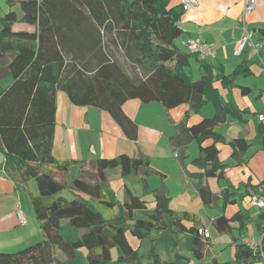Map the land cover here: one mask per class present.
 I'll return each mask as SVG.
<instances>
[{
    "label": "trees",
    "instance_id": "trees-1",
    "mask_svg": "<svg viewBox=\"0 0 264 264\" xmlns=\"http://www.w3.org/2000/svg\"><path fill=\"white\" fill-rule=\"evenodd\" d=\"M8 11L0 17V79L12 77L8 87L0 86V150L6 157L9 171L24 182L34 179L37 193L29 190L30 202L41 224L44 239L20 250L0 252V264H59L55 249L68 259L86 248L88 264H143L138 247L127 236L130 230L139 243L153 231H176L191 236L190 252L204 261L206 240L199 233L203 228L200 217L184 211L181 217L170 208V197L163 188L154 190L156 208L146 217L136 213L146 209V201L127 191L122 203L123 213L114 210L117 202L107 195L105 183L108 168H120L122 175L141 173L145 186L148 176L166 175L153 168L149 157L120 154L94 161V172L82 171L72 184L58 174H66L81 160H58L53 154L56 126L57 92L64 91L78 106H93L109 112L131 139L137 138V123L129 117L123 105L130 99L144 103L160 102L166 109L187 103L194 112L212 103L215 114L204 117L190 127L181 125L173 140L183 146L195 140L203 162L205 176H224L225 164L219 160L218 143L227 117L244 120L245 109L230 101H222L216 80L228 85L230 75L215 74L208 60L200 59L204 74L198 80L186 72L191 54L179 50L176 39L183 34L179 21L182 2L172 0H6ZM19 6V17L15 7ZM20 25L19 27H15ZM264 39V26L257 29ZM121 52L126 62L141 76H132L117 56ZM264 52V51H263ZM262 53V51H261ZM234 73L247 75L248 64L241 63ZM249 88L242 87L243 92ZM264 147V123L259 125ZM208 140L210 143L206 144ZM233 157L238 164L253 146L244 137L230 141ZM84 169V167H83ZM220 170V171H219ZM219 171V172H218ZM86 173L94 182L87 179ZM264 184V180L261 182ZM66 189L75 193L71 199L61 195ZM223 192L231 197L236 191ZM86 194L105 208L110 216L79 193ZM201 196L212 194L208 186H200ZM227 197V198H228ZM228 200V199H227ZM225 200V202L227 201ZM170 218V222L165 219ZM243 215L232 218L220 215L212 221L220 232L230 233L231 222L239 221L246 228ZM63 219L74 228L83 230L77 240L65 238L61 232ZM185 222H189L187 225ZM119 247L117 263L112 262V249ZM154 264H177L162 261L152 252ZM243 242L237 243L236 264L261 261ZM179 264V263H178ZM210 264H233L214 258Z\"/></svg>",
    "mask_w": 264,
    "mask_h": 264
},
{
    "label": "crops",
    "instance_id": "crops-1",
    "mask_svg": "<svg viewBox=\"0 0 264 264\" xmlns=\"http://www.w3.org/2000/svg\"><path fill=\"white\" fill-rule=\"evenodd\" d=\"M172 1L174 4L182 2V0ZM255 1V10L247 16V27L253 31V42L245 44L238 55L234 51L244 36L240 17L245 0H199L197 5L183 11L179 21L183 34L176 39V44L180 51L190 53L184 44L188 38L206 42L214 51L204 58L190 53L189 64L185 67L186 72L194 80L200 79L204 74L200 59L208 60L215 74L230 75L231 82L228 85H223L219 80L214 82L221 100L230 101L240 109H245L244 120L229 115L220 130L224 137V141L218 143L219 160L225 164L222 178L205 176L207 164L198 162L197 158L201 153L195 140L190 141L186 146L173 140V137L181 132L182 124L190 127L204 117H212L215 114L212 103H207L199 112H194L187 103L166 109L160 102L144 103L140 99H130L124 103L123 109L138 126L137 138L131 139L109 112L93 106L75 105L64 91L59 90L53 154L60 161L73 159L84 162V166L74 164L68 173L58 174L60 178L71 185L83 170L87 172L99 158H113L124 153L132 157H149L153 168L165 174V178L151 174L147 179L148 186H145L141 173L123 176L120 168H108L105 170L107 176L105 187L108 197L121 205L126 200L127 191H131L146 201V209L136 213L139 218H144L145 214L152 213L156 208L154 190L163 188L171 198L169 206L174 210L175 215L181 217L184 211H190L200 217L203 228L209 229L206 243H211L212 246L209 245L211 250L216 244L210 229L211 226L214 228L212 221L222 214L228 218L242 214L243 222L246 223V228L241 231L239 221L231 222L232 231L225 232L229 234L228 244L233 243L234 240L237 246V243L243 242V239L250 240L258 237H263L264 240V223L259 226L258 236L246 238L247 222L251 218L250 208H248L251 196L259 194L264 198V184L261 183L264 180V170L261 176L253 170L257 154H260L259 157L264 163L262 137L261 145L253 152V143L243 156L244 160L241 164H238L233 157V148L230 145V141L236 137L251 140L252 130L257 129L261 136L259 125L261 122L264 123V118H259L260 114L264 115V39H261L257 32L258 28L264 26V0ZM241 63L248 64L249 74L234 73ZM195 72L198 73L197 79L194 76ZM242 87L249 88L248 92H243ZM210 142L211 140H208L206 144ZM74 171L76 176L73 177L71 175ZM86 177L92 182L96 180L94 174L91 178L90 174L86 173ZM212 182L218 184V189H215ZM115 184L118 186V193L113 190ZM200 186H208L212 194H207L206 198H203L199 192ZM225 189H228L229 193L236 191V194L228 197L223 192ZM29 190L33 193L38 192L37 185L33 186L32 180L24 182L18 174L8 169L0 170V252L17 251L45 237L33 211ZM70 192L69 197L64 192L61 195L71 199L75 193L72 189ZM79 194L98 206L96 200L90 199L86 194ZM192 201L195 206H192ZM175 204L179 208L175 209ZM251 206L259 209L258 217L264 222V207L260 208L253 204ZM19 209L27 215L25 224L19 223L17 214ZM167 218L169 217L165 215V219L170 222V218ZM185 223L190 225L189 222ZM61 224L62 227L64 224H69L68 219H63ZM214 230L219 235L224 234L215 228ZM83 232L79 230L74 240H77ZM81 252L86 258L87 251ZM79 254L78 250L76 258L68 259L60 249H55L59 264H75ZM214 258L218 259L216 256H213ZM208 259L209 257L205 254L204 261L210 264L212 259ZM257 262L264 264L262 260L255 261L253 264H258ZM84 264H88L87 258Z\"/></svg>",
    "mask_w": 264,
    "mask_h": 264
},
{
    "label": "rangeland",
    "instance_id": "rangeland-1",
    "mask_svg": "<svg viewBox=\"0 0 264 264\" xmlns=\"http://www.w3.org/2000/svg\"><path fill=\"white\" fill-rule=\"evenodd\" d=\"M9 7L6 2V0H0V17L3 16L7 11ZM15 11L17 12L18 16H22V10L19 6H16ZM117 56L122 62L123 67L125 70L131 74L132 76H141L142 73L140 71L134 70L125 60L121 52H117ZM198 73H194L195 78H198ZM12 83V77L11 76H6L0 79V86L2 87H8ZM243 127V126H241ZM250 138L252 142L254 143L253 147V152H255L258 148L259 145H261V136L259 135L257 129L252 130V133L250 135ZM260 154H257L254 159V167L253 170L254 172L259 176L263 173L264 170V163L260 159ZM251 168V167H249ZM248 168V171L250 169ZM93 168H90L88 172L90 173L93 171ZM71 176H76V172ZM222 181V185H223ZM213 186L215 189H218V184L212 182ZM32 185L35 186L36 182L34 179H32ZM244 186V183H242ZM113 190H115L117 193L119 192L118 186L115 184V187H113ZM64 194L66 196H71V192L69 189H66L64 191ZM114 198L115 195L112 192ZM180 202V201H179ZM186 204V203H182ZM252 203L249 202L248 208H250L251 212V218L247 222V229H246V238L250 239L253 236H258L259 235V226H261L264 222L258 217L259 216V209L255 208L254 206H251ZM95 205V204H94ZM175 209L179 208L177 204L174 205ZM192 206H195V203L192 201ZM95 207L102 212L105 213L107 217L110 216V213L102 207H98L95 205ZM115 212L117 214H122L123 213V205L118 204L114 208ZM143 217V216H142ZM169 219V218H167ZM211 231H212V236L214 239H216V244L214 247H212V250L210 247L212 246L211 243H206L205 245V254L207 257H209L208 260L213 259V256H216L220 262H231L233 264H236V251H237V246L233 243L228 244V238L229 234L224 233V234H217L214 228L211 226ZM79 230L77 228H74L70 224H64L61 232L63 236L67 239H75L77 238V232ZM127 236L129 240L134 243L136 246H138V255L139 259L143 264H154V260L152 257V252L156 253L162 261H167V262H175L179 264H202L201 260H198L193 257V255L190 252V246H191V239L190 236L186 233H182L179 231L175 230H167V231H153L150 233L148 236H146L140 243L137 240L135 236L132 235L131 231H127ZM232 236V235H231ZM210 245V247H209ZM81 251H87L86 248L82 247L79 249V256L77 260H75V264H84L86 263V258L81 254ZM121 254V250L119 247H114L112 249V262L117 263L119 255ZM258 263V262H257ZM258 264H263L262 262Z\"/></svg>",
    "mask_w": 264,
    "mask_h": 264
},
{
    "label": "built area",
    "instance_id": "built-area-1",
    "mask_svg": "<svg viewBox=\"0 0 264 264\" xmlns=\"http://www.w3.org/2000/svg\"><path fill=\"white\" fill-rule=\"evenodd\" d=\"M199 0H182V10L187 11L192 6L197 5ZM256 8V1L255 0H245L244 8L240 17V22L242 27L244 28V36L241 39V43L239 44L238 48L234 51L236 55L240 54L248 42H253V31H251L247 27V16L251 14ZM184 44L187 46L188 50L192 54L199 55L201 57H205L208 54L213 53V48L210 44L206 42H202L198 39L188 38L184 41ZM260 119L264 118L263 114L259 115ZM6 157L3 151L0 150V170H6ZM251 203L256 205L260 208L264 207V198L261 197L259 194H253L251 196ZM18 218L20 224H25L27 222V215L22 210L19 209ZM199 233L203 235L205 238L209 236V229L208 228H201L199 229ZM248 248L253 251L255 254H259L262 261L264 262V240L263 237L252 238L250 240H242Z\"/></svg>",
    "mask_w": 264,
    "mask_h": 264
}]
</instances>
